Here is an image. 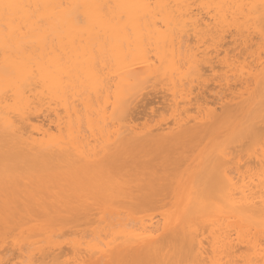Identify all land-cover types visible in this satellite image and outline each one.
Listing matches in <instances>:
<instances>
[{
	"label": "bare ground",
	"instance_id": "6f19581e",
	"mask_svg": "<svg viewBox=\"0 0 264 264\" xmlns=\"http://www.w3.org/2000/svg\"><path fill=\"white\" fill-rule=\"evenodd\" d=\"M0 264H264V0H0Z\"/></svg>",
	"mask_w": 264,
	"mask_h": 264
},
{
	"label": "rangeland",
	"instance_id": "374dc122",
	"mask_svg": "<svg viewBox=\"0 0 264 264\" xmlns=\"http://www.w3.org/2000/svg\"><path fill=\"white\" fill-rule=\"evenodd\" d=\"M209 97H211V98H212V96H210V95H209ZM209 99H210V98H209ZM158 107H161V106H159V105H158ZM156 108H157V107H156Z\"/></svg>",
	"mask_w": 264,
	"mask_h": 264
},
{
	"label": "snow or ice",
	"instance_id": "6c2138e0",
	"mask_svg": "<svg viewBox=\"0 0 264 264\" xmlns=\"http://www.w3.org/2000/svg\"><path fill=\"white\" fill-rule=\"evenodd\" d=\"M6 7H11V6L9 5V6H6Z\"/></svg>",
	"mask_w": 264,
	"mask_h": 264
}]
</instances>
